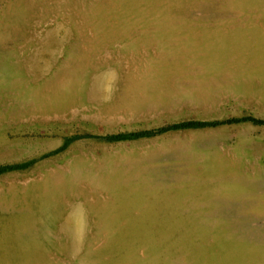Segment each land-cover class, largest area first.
Returning <instances> with one entry per match:
<instances>
[{
    "label": "rangeland",
    "instance_id": "obj_1",
    "mask_svg": "<svg viewBox=\"0 0 264 264\" xmlns=\"http://www.w3.org/2000/svg\"><path fill=\"white\" fill-rule=\"evenodd\" d=\"M0 264H264V0H0Z\"/></svg>",
    "mask_w": 264,
    "mask_h": 264
},
{
    "label": "trees",
    "instance_id": "obj_2",
    "mask_svg": "<svg viewBox=\"0 0 264 264\" xmlns=\"http://www.w3.org/2000/svg\"><path fill=\"white\" fill-rule=\"evenodd\" d=\"M199 125H204V123H199V122H186V123H181V124H176L173 127L175 128H182V127H192V126H199ZM121 137V136H116V138Z\"/></svg>",
    "mask_w": 264,
    "mask_h": 264
}]
</instances>
